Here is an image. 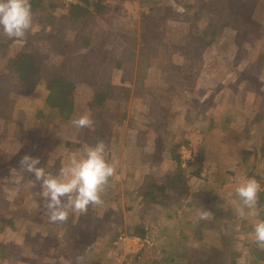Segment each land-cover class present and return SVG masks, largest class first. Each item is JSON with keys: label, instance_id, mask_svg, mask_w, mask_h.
<instances>
[{"label": "rangeland", "instance_id": "1", "mask_svg": "<svg viewBox=\"0 0 264 264\" xmlns=\"http://www.w3.org/2000/svg\"><path fill=\"white\" fill-rule=\"evenodd\" d=\"M41 1L64 5L53 9L60 17L72 0ZM141 1L106 0L104 13L56 25L72 51L60 56L54 52L56 30L40 23L46 14L41 20L32 14L33 28L22 39L0 34V243L10 245L0 264H123L113 260V251L124 241L117 258L132 264H264V247L253 234L258 215H248L236 195L250 172L264 192V161L254 158L264 142V0ZM41 28L52 34L44 37ZM81 39L94 49L90 61L77 60L86 53ZM126 50L130 70H110ZM20 51L40 62L32 91L7 72V60ZM60 76L74 86L67 119L45 104L50 80ZM101 81L111 96L101 110H90L93 84ZM82 115L92 125L78 129L72 120ZM99 142L115 168L99 208L69 211L65 227L48 211L32 216L46 199L20 159L39 158L40 167L58 175L73 156ZM178 144L179 164L170 155ZM222 166L234 176L213 175ZM173 175L181 178L182 196L168 190L157 195L164 206L142 202V193L167 185ZM261 204L258 214L264 199ZM87 222L84 231L80 225ZM134 227L150 234L148 243L120 234ZM69 228L75 244L64 233ZM114 237L118 241L105 249Z\"/></svg>", "mask_w": 264, "mask_h": 264}, {"label": "trees", "instance_id": "2", "mask_svg": "<svg viewBox=\"0 0 264 264\" xmlns=\"http://www.w3.org/2000/svg\"><path fill=\"white\" fill-rule=\"evenodd\" d=\"M104 1L106 0H72L70 3L66 5V14L63 16L57 17L56 15L52 13L53 9L55 10L57 7H63L64 5L60 4L59 6H56V5H53L52 3H50L49 5H44L43 1L41 0H28L30 7H31L32 14H34V19L41 20L43 15L46 14L45 18L41 20L40 23L45 22L47 24L52 25L53 26L52 32L56 30L54 31L55 33L53 35L55 38L57 37L56 38L57 40L53 37L56 40L54 43V52H58L59 56L62 55V53L65 54V52H67L70 49L69 45H65V44L63 45L62 41L58 37V32H59L58 29L61 27L60 23H62L63 21L64 23H69L71 24V26H73L75 24H78L79 22H83L87 20L90 17H93L94 14L104 13V11L108 10L107 6L104 5ZM145 3H147V1H144V0L141 1L142 5ZM56 25L57 27L58 26L60 27L55 29ZM52 32L51 31L46 32L45 28L40 29V33L46 38H48L49 36L47 35L52 34ZM27 38L38 41L39 36L37 34H35L34 36H31L28 34ZM81 42H82V45L85 47V49L89 47L90 45L89 41L85 39H81ZM91 48L92 47H90L89 49H86V53L79 55L77 57V60L90 61L89 58L91 57L94 58V55H93L94 53L93 54L91 53V51L94 52V49L93 48L91 49ZM69 52L72 53L71 50H69ZM128 52L129 51L126 50V52L122 53L118 57L117 60H113L109 64L110 65L109 69L112 70V68H114L118 71L130 70L129 68L132 67V55H130V53L127 54ZM107 56H108V53H105V56H103L104 57L103 59L106 60L105 57ZM142 59L143 58H141L140 61ZM6 63H7L6 67L8 68L7 72L11 75V79L14 82L24 86L28 91H32L37 86L42 72L40 71V66H39L40 62L35 54L26 53V51H20L18 54L8 59ZM47 88H48V92L45 98L46 106L50 110L54 111L60 118L67 119L72 114V110H73L71 94L74 90V86L70 83V80L67 79V77L60 76V77L51 79ZM110 96H111L110 87L106 85L104 82L101 81L96 84H93L92 98L90 99V102L88 103L89 109L90 110H98V109L101 110V108H103L104 103L108 100V98H110ZM210 126L211 124L209 125V127ZM184 144H186V142H184ZM177 149H179V144L171 148L170 155H171V158H173L175 162L179 164V160L177 159L178 155H176L175 153ZM247 155H250V154H247ZM254 158L258 161L259 160L264 161V142L258 147L256 152L254 153ZM196 159H198V157ZM198 160H200V158ZM218 169H217L216 174H213V175L215 176L217 175L221 177H223L224 175L234 176V171H229L228 169L224 170V166L219 167ZM251 170L252 169H250V171ZM240 174H243V173H240ZM250 176L251 178H254L258 181V177L254 173L252 172L248 173L247 177H250ZM167 181H168L167 185L161 184V185H158L157 187L150 188L151 190H147V193H142V199H141L142 202H145L148 200L150 203H155V204H158L159 206H164L165 203L156 201L157 195L159 196V194L161 193L163 194L168 190H171L173 194L179 193L181 196L183 195L184 191L182 190H184L183 189L184 185L181 182L180 176L173 175V178L171 179L167 178ZM173 181H175L176 183L180 182L181 183L180 188L179 186L176 187ZM260 185H262V183H260ZM179 189H181V192H178ZM263 199H264V192H261L259 194V203H258L259 207L260 205H262L261 201ZM100 205H101V201L97 204V209L99 208ZM40 211L44 212L48 210L46 207L41 206L40 210L38 212L37 211L34 212L32 216L37 215ZM257 218L258 220H264V208L259 211ZM110 221L115 222L114 217L111 218ZM59 224L60 226H63V227L67 226V224L64 221H59ZM90 226L91 224H89L88 222L80 225V227L84 231L87 230ZM70 228L72 227L70 226ZM70 228L67 231L64 230V233L71 234ZM223 228H224L223 224H221L219 227L220 234H223L222 233ZM120 234L128 238H136V239H147V238L150 239L151 238L150 234L146 233V231H144L143 229L137 228V227H134L132 230H124ZM73 236H76V235L74 233L71 234V236L69 237L70 241H68V243L73 242L75 244L76 241H78L77 239L78 237H73ZM106 236H109V235H106ZM116 241H118V237L112 238L110 242L107 241L106 242L107 244L105 245V249L111 247L112 243ZM8 248H10V245H8L7 243H4V244L0 243V261L2 262L7 261V257L5 256V254H6V249ZM47 249H49V247ZM58 252L59 251H56L55 246H52L53 255H55ZM83 254L89 255L91 253H89L88 251V252H84Z\"/></svg>", "mask_w": 264, "mask_h": 264}, {"label": "clouds", "instance_id": "3", "mask_svg": "<svg viewBox=\"0 0 264 264\" xmlns=\"http://www.w3.org/2000/svg\"><path fill=\"white\" fill-rule=\"evenodd\" d=\"M33 28V16L28 0H0V34L12 40L22 39ZM78 129L92 125L88 115L72 120ZM21 167L41 182L42 196L52 222L64 221L72 213H85L90 205L100 202V194L115 174V168L105 158V145L97 143L86 147L84 155L73 156L68 166L58 175L47 173L40 167V159L24 155L19 161ZM260 183L249 178L236 187V195L248 215H258ZM255 243L264 247V220L253 225Z\"/></svg>", "mask_w": 264, "mask_h": 264}, {"label": "built area", "instance_id": "4", "mask_svg": "<svg viewBox=\"0 0 264 264\" xmlns=\"http://www.w3.org/2000/svg\"><path fill=\"white\" fill-rule=\"evenodd\" d=\"M126 239V238H125ZM132 240L134 241V242H136V243H148V240L147 239H136V238H132ZM147 240V241H146ZM114 246L116 247V249H115V251H113L114 253V259L113 260H115V262H117V263H120V262H122L123 264H132V260H130V259H123V260H119L118 258H121V256H118V254H117V248L118 247H124L125 246V241H124V243H115L114 244ZM141 247H143V245L141 246ZM132 253H135V250H133L132 251ZM136 254V253H135ZM118 257V258H117Z\"/></svg>", "mask_w": 264, "mask_h": 264}]
</instances>
